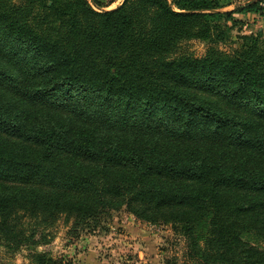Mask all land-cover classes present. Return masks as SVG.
Returning <instances> with one entry per match:
<instances>
[{
  "label": "trees",
  "instance_id": "1",
  "mask_svg": "<svg viewBox=\"0 0 264 264\" xmlns=\"http://www.w3.org/2000/svg\"><path fill=\"white\" fill-rule=\"evenodd\" d=\"M106 7L0 0V239L70 264L35 249L37 228L124 209L182 236L183 264H264L262 31L216 46L261 0ZM194 39L202 57L175 55Z\"/></svg>",
  "mask_w": 264,
  "mask_h": 264
},
{
  "label": "rangeland",
  "instance_id": "2",
  "mask_svg": "<svg viewBox=\"0 0 264 264\" xmlns=\"http://www.w3.org/2000/svg\"><path fill=\"white\" fill-rule=\"evenodd\" d=\"M98 1L107 5L106 10L114 9L122 2ZM219 1L223 7L221 11H229L249 0ZM261 6L264 10V0H261ZM234 17L242 21L241 30L233 29L226 42L216 45L219 50L226 53L234 51L239 41L238 35L242 34L262 31L264 40V16L235 14ZM210 44L197 39L183 41L175 55L202 57ZM22 221L26 229L32 224L29 219ZM37 232L38 237L44 235V241H48L36 246L37 251L47 252L70 264H165L167 260L183 264L185 259V239L174 233L170 226H155L136 220L124 209L101 218L96 227H75L72 219L66 220L60 216L52 226H40ZM31 251L32 248L27 246L15 248L0 239V264H31L28 257Z\"/></svg>",
  "mask_w": 264,
  "mask_h": 264
},
{
  "label": "water",
  "instance_id": "3",
  "mask_svg": "<svg viewBox=\"0 0 264 264\" xmlns=\"http://www.w3.org/2000/svg\"><path fill=\"white\" fill-rule=\"evenodd\" d=\"M124 0H122V2H123ZM254 1H257V0H251V2H254Z\"/></svg>",
  "mask_w": 264,
  "mask_h": 264
}]
</instances>
